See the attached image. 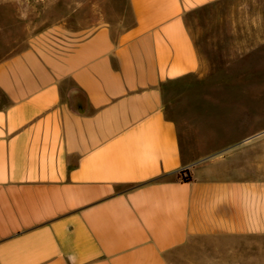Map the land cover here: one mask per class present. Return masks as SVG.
Masks as SVG:
<instances>
[{"label": "crops", "instance_id": "1", "mask_svg": "<svg viewBox=\"0 0 264 264\" xmlns=\"http://www.w3.org/2000/svg\"><path fill=\"white\" fill-rule=\"evenodd\" d=\"M222 1L126 0L0 49V264H174L264 237V138L209 149L177 113L206 67L189 20Z\"/></svg>", "mask_w": 264, "mask_h": 264}, {"label": "rangeland", "instance_id": "2", "mask_svg": "<svg viewBox=\"0 0 264 264\" xmlns=\"http://www.w3.org/2000/svg\"><path fill=\"white\" fill-rule=\"evenodd\" d=\"M125 6L126 0H0V49L10 56L56 25L90 27L97 18L119 13ZM75 13H80L79 22ZM189 27L206 67L199 80L178 85L185 92V100L177 105L179 119H195L198 138L209 149L248 134L258 144L264 138V0L215 3L195 12ZM192 107L207 112L190 116ZM253 117L255 122H249ZM242 118L245 128L234 132ZM260 163L262 169L256 174L264 177V156ZM237 248L228 253L179 255L174 264H264V237L252 244L239 243Z\"/></svg>", "mask_w": 264, "mask_h": 264}, {"label": "trees", "instance_id": "3", "mask_svg": "<svg viewBox=\"0 0 264 264\" xmlns=\"http://www.w3.org/2000/svg\"><path fill=\"white\" fill-rule=\"evenodd\" d=\"M180 173H182V172H180ZM179 176H180V174H179ZM181 178H182V177H181ZM182 179L187 180L188 178L186 177V178H182Z\"/></svg>", "mask_w": 264, "mask_h": 264}]
</instances>
